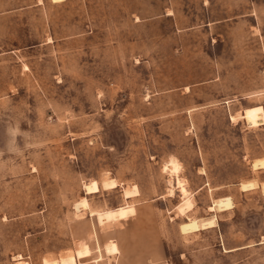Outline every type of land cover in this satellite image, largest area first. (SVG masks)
<instances>
[{"label": "rangeland", "instance_id": "374dc122", "mask_svg": "<svg viewBox=\"0 0 264 264\" xmlns=\"http://www.w3.org/2000/svg\"><path fill=\"white\" fill-rule=\"evenodd\" d=\"M255 107L264 0H0V264H264Z\"/></svg>", "mask_w": 264, "mask_h": 264}, {"label": "bare ground", "instance_id": "6f19581e", "mask_svg": "<svg viewBox=\"0 0 264 264\" xmlns=\"http://www.w3.org/2000/svg\"><path fill=\"white\" fill-rule=\"evenodd\" d=\"M52 1L57 2L60 0H52ZM242 116H243V119L247 120L248 124L251 126H256L259 124V122H262V121L264 122V115H263V110L261 107L246 109V110H244ZM169 164H171L170 168H171L172 173H177L179 171V167L175 161H173V160L169 161ZM251 166L253 169L264 168V162H258V161L253 162ZM242 184H244V183H242ZM254 185H255V183H254ZM262 185H263V189H264V184H262ZM107 186H109V185L104 184V187H107ZM250 186H251V184H250ZM247 187L248 186L242 185L241 188L246 189ZM177 188L180 190L179 192L181 193V195L183 197V203L179 207V211H180V213L184 214V212L186 210H190L192 208L193 204H192V201L190 200V198L188 197V192L185 189L184 184L180 180L177 181ZM95 190H96V186L94 183L91 186H89V188L87 189L88 192H94ZM133 192H134V190H133ZM170 193L171 194L173 193L172 189L170 190ZM131 194H133L132 191L131 192L125 191L124 198L128 199ZM87 206H88L87 201L82 200L81 202H79L75 205V208L77 211H79L82 208H87ZM231 208H232V203L230 202V200L228 198L225 199V201L221 200L218 203V209L221 212L229 210ZM208 210L213 211V207H210ZM132 211H133L132 208L121 207L115 211H109L106 213H97V214L91 213V215L97 216V220L99 222V225H104L105 223H108L110 221L123 220V219L127 218L129 216V214L132 213ZM214 225H215L214 217L211 220L206 221L205 223L202 222V224H198V222L195 219H189V220H187V222L180 225V230H181L182 234L189 235V234H195V233L201 232V231L206 230V229L213 228ZM108 247H110V248H108ZM108 247L105 248V252L107 254L116 253L117 249H116V246L114 243H111V245ZM88 254H89V247L87 245L82 247V249H80V250L79 249L76 250V256L78 259H83L84 257H87Z\"/></svg>", "mask_w": 264, "mask_h": 264}, {"label": "crops", "instance_id": "0c3cea01", "mask_svg": "<svg viewBox=\"0 0 264 264\" xmlns=\"http://www.w3.org/2000/svg\"><path fill=\"white\" fill-rule=\"evenodd\" d=\"M127 207V206H126ZM124 220V219H123ZM121 221V220H120ZM119 221V222H120ZM111 244H109V245H107L106 247H108V246H110ZM116 246V245H115ZM105 247V248H106ZM105 248H104V250H105ZM108 248H110V247H108ZM116 249H117V251H116V253H114V254H117L118 253V248H117V246H116ZM114 254H108V255H114ZM72 256V257H71ZM85 258H87V257H85ZM84 259V258H83ZM71 260V261H70ZM80 260V259H79ZM99 259H97L96 261H98ZM55 264H78V258H76L75 257V255H74V253L72 254V255H70L66 260H65V263H55Z\"/></svg>", "mask_w": 264, "mask_h": 264}]
</instances>
